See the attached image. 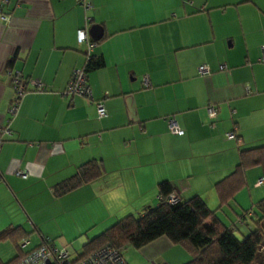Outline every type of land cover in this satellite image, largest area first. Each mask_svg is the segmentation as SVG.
<instances>
[{
	"label": "crops",
	"instance_id": "obj_1",
	"mask_svg": "<svg viewBox=\"0 0 264 264\" xmlns=\"http://www.w3.org/2000/svg\"><path fill=\"white\" fill-rule=\"evenodd\" d=\"M87 1L88 8L78 0H6L9 19L0 18V129L14 95L11 73L43 85L29 84L0 146V230L21 225L28 245L46 235L69 252L111 220L156 204L160 180L216 209V181L241 148L264 144V0ZM80 28L96 41L100 64L89 66L87 79L93 100L107 108L101 118L93 100L60 94L85 64ZM201 64L208 73H199ZM170 116L182 133L169 130ZM90 158L101 159L104 172L55 195L54 185ZM262 177L259 167L246 170V185L216 210L224 224L248 221L264 197ZM15 252L0 242V258ZM125 257L181 264L191 255L161 236Z\"/></svg>",
	"mask_w": 264,
	"mask_h": 264
},
{
	"label": "trees",
	"instance_id": "obj_2",
	"mask_svg": "<svg viewBox=\"0 0 264 264\" xmlns=\"http://www.w3.org/2000/svg\"><path fill=\"white\" fill-rule=\"evenodd\" d=\"M92 63L93 66L100 64V61H94V54L85 61L86 69ZM41 89H43V85H41ZM64 90L65 88L60 91L61 95L69 97L79 95L64 94ZM79 96L93 100L92 94L90 96ZM93 101L96 111L98 102L105 106L101 99ZM8 109L9 106L6 119H9L8 126L12 133L10 123L17 113L11 116ZM106 114L107 108L105 106ZM103 116L99 117L97 111L98 118ZM169 118L171 116L167 118V122ZM3 141L4 138L1 144ZM254 167L261 169L263 177L261 181L259 180L260 184L264 181V144L241 148L239 150V161L235 167L216 181L215 190L219 200L216 209L210 208L206 201L197 194L188 198H181V196L176 195L174 200H170L171 194L177 193V187L166 179L160 180L157 183L158 202L156 204L147 205L141 211L127 213L117 218L101 232L88 238L82 244L77 255H71V258L73 260L80 259L107 244L121 248L124 252L127 245L140 248L161 236H166L191 255L189 260L181 264H263L264 197L257 201L252 213L247 217L250 218V221H242L244 224L247 222L246 225L248 226L247 231L244 233L237 234L235 232L237 222L229 225L224 224L216 214L217 209L228 206L235 195L246 185L245 172ZM103 172L104 166L101 159H87L77 166L72 175L55 184L53 193L62 195L99 177ZM248 212V209L244 210L240 219L243 220L244 215ZM242 222L240 223L242 224ZM29 236L30 233L21 225H10L0 230V242L11 241L16 251L8 260L0 258V264L16 263L27 253L40 246L46 238L54 241V238L43 235L38 244L25 248L29 244ZM24 239H28V242L23 245Z\"/></svg>",
	"mask_w": 264,
	"mask_h": 264
},
{
	"label": "built area",
	"instance_id": "obj_3",
	"mask_svg": "<svg viewBox=\"0 0 264 264\" xmlns=\"http://www.w3.org/2000/svg\"><path fill=\"white\" fill-rule=\"evenodd\" d=\"M78 2L84 8H88L90 6V3L87 0H78ZM5 4L6 0H0V18L8 21L9 13L4 10ZM77 41L79 44L83 45L82 51L85 56V61H87V59L93 55V48L96 45V41L87 34L84 28L78 29ZM259 61L264 62V44L262 46V53L259 57ZM86 70L85 65L82 67H76L73 70L67 86L63 91L64 94L91 95ZM208 71L209 69L205 64L199 65L200 73L204 74L208 73ZM11 74L13 77L14 95L8 111L11 116H13L18 112L20 100L24 93L28 90L29 84L33 85L32 87L36 89H41L42 84L40 81L28 79L20 70H14ZM97 111L99 117L105 115V106L100 102L97 103ZM207 113L211 119H214L217 115L216 107L212 104L208 105ZM8 121L9 119H6L5 124L0 129V146L3 136L11 134ZM168 128L173 133H182V129L173 118L168 119ZM227 136L237 138L234 131L228 132ZM17 173L22 177L27 176V173L24 170L19 169ZM176 195V192L171 194L169 197L170 200H174ZM27 242L28 239H24L22 244L24 245ZM14 264H126V257L121 248L107 244L85 257L73 260L66 247L58 246L52 239L46 238L40 246L27 253Z\"/></svg>",
	"mask_w": 264,
	"mask_h": 264
},
{
	"label": "rangeland",
	"instance_id": "obj_4",
	"mask_svg": "<svg viewBox=\"0 0 264 264\" xmlns=\"http://www.w3.org/2000/svg\"><path fill=\"white\" fill-rule=\"evenodd\" d=\"M114 220V219H113ZM113 220H111L109 223H108V225L109 224H112V222H113ZM248 221H250V218L248 219ZM241 223H239L238 225H237V229H235V232H237V234H240L239 233V229L238 228H240L241 230H243V232H245V231H247V229H248V226L247 225H245V224H243V225H240ZM103 226H107V225H103ZM103 226H102V228H103ZM91 234V233H90ZM85 236V238H87V236L86 235H84ZM92 236V235H91ZM28 246H30V245H28ZM27 247V246H26ZM25 247V248H26ZM80 247H82V244H80L79 245V247H77V248H80ZM75 248H72L71 246H70V253H71V255L72 256H75V255H77V252H79L80 251V249L79 250H77V251H75L74 250ZM136 248L135 247H133V246H127V248L124 250V255L126 256V255H129V253L130 254H132L133 255V251L135 250ZM9 256V255H8ZM142 260H138V262H141ZM142 264H151L150 262H149V260H143V263ZM160 264V263H159ZM257 264V263H256Z\"/></svg>",
	"mask_w": 264,
	"mask_h": 264
},
{
	"label": "water",
	"instance_id": "obj_5",
	"mask_svg": "<svg viewBox=\"0 0 264 264\" xmlns=\"http://www.w3.org/2000/svg\"><path fill=\"white\" fill-rule=\"evenodd\" d=\"M88 32H89V34L92 35V38H94V39H98V38H97L98 36H96L95 34H96L97 32H99V26H98V25H92V26L90 27V29L88 30Z\"/></svg>",
	"mask_w": 264,
	"mask_h": 264
}]
</instances>
